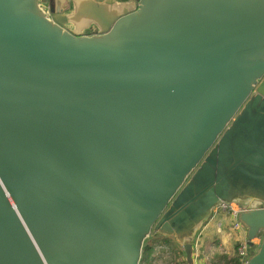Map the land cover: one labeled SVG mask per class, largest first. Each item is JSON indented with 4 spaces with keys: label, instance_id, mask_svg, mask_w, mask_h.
Segmentation results:
<instances>
[{
    "label": "water",
    "instance_id": "1",
    "mask_svg": "<svg viewBox=\"0 0 264 264\" xmlns=\"http://www.w3.org/2000/svg\"><path fill=\"white\" fill-rule=\"evenodd\" d=\"M223 205L264 264V0H0V264H192Z\"/></svg>",
    "mask_w": 264,
    "mask_h": 264
},
{
    "label": "crops",
    "instance_id": "2",
    "mask_svg": "<svg viewBox=\"0 0 264 264\" xmlns=\"http://www.w3.org/2000/svg\"><path fill=\"white\" fill-rule=\"evenodd\" d=\"M226 219L231 220L229 215H222L215 209L208 220L204 222V224L197 232L194 239V252L198 253L200 259H206L211 264H223V260H220L222 257H230L234 254L235 246L238 240L243 239L245 235L242 232H234L233 230H231V226H223V223ZM225 228H227V230L231 234V238H233L232 247L231 249H228L229 252H221L219 250L215 251L214 245L217 246L218 243H220L222 246H224L226 241L228 242L229 236L226 238V235L224 234ZM152 235L155 236L153 237L154 240L151 238ZM152 235L150 236L147 243L151 242V245L153 246L160 245L162 243V237H165L156 233ZM229 241H231L230 238ZM229 243L231 245V242Z\"/></svg>",
    "mask_w": 264,
    "mask_h": 264
},
{
    "label": "built area",
    "instance_id": "3",
    "mask_svg": "<svg viewBox=\"0 0 264 264\" xmlns=\"http://www.w3.org/2000/svg\"><path fill=\"white\" fill-rule=\"evenodd\" d=\"M222 215H229L231 218V230L234 232H242L245 237L237 242L236 252L239 256V264H246L248 258L251 256V249L257 248L259 239L255 240L252 245H249L246 239L245 230L238 220L240 209L235 206L223 205L216 209ZM195 251V246H194ZM192 264H211L206 259H200L197 252L193 253Z\"/></svg>",
    "mask_w": 264,
    "mask_h": 264
},
{
    "label": "rangeland",
    "instance_id": "4",
    "mask_svg": "<svg viewBox=\"0 0 264 264\" xmlns=\"http://www.w3.org/2000/svg\"><path fill=\"white\" fill-rule=\"evenodd\" d=\"M228 224H230V225H228ZM226 225H227V227L231 226V220L226 219L223 223V226H226ZM224 232H225L224 234L226 235V238L229 236L231 241H229V238H228V242L226 241L224 246H222L220 243H218L219 246L214 245L215 251L219 250L221 252H229L228 249H231V247H232L233 238H231V234L229 233L227 228L224 229ZM153 237H155V236H153V235L151 236V238L154 240ZM162 238H163L162 243L159 246H157L158 248L156 247V249L163 248L165 250L164 251L162 249L164 251V252L162 251L164 256L162 259L157 258L156 261L154 262V264H179L178 261L180 260V258H182V259L184 258V253H183L182 248L176 243V241L173 238H171V237H162ZM229 242H231V245ZM172 248H176L177 250H179L181 252L180 253L181 255L176 256V254L173 253ZM159 250L156 251V254L158 253Z\"/></svg>",
    "mask_w": 264,
    "mask_h": 264
},
{
    "label": "trees",
    "instance_id": "5",
    "mask_svg": "<svg viewBox=\"0 0 264 264\" xmlns=\"http://www.w3.org/2000/svg\"><path fill=\"white\" fill-rule=\"evenodd\" d=\"M159 246V245H158ZM157 246L151 245V242H146V245L143 250L142 254V259H141V264H154L156 259H162L163 258V252L165 251L163 248L156 249ZM158 248V247H157ZM237 244L235 246L234 254L230 257H222L220 260H223V264H239V256L237 255L236 252ZM164 251H163V250ZM256 247L251 249V255L256 251ZM158 253L156 254V251ZM163 251V252H162ZM173 253L176 254V256H180L181 252L177 250L176 248H172ZM179 264H186L184 258H180L178 261Z\"/></svg>",
    "mask_w": 264,
    "mask_h": 264
}]
</instances>
